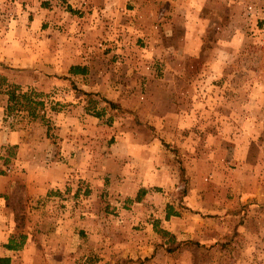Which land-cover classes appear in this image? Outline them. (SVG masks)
<instances>
[{
  "label": "rangeland",
  "instance_id": "1",
  "mask_svg": "<svg viewBox=\"0 0 264 264\" xmlns=\"http://www.w3.org/2000/svg\"><path fill=\"white\" fill-rule=\"evenodd\" d=\"M0 9L32 33L0 57V91L14 84L44 101L38 117L16 110L0 125L24 131L42 155L59 145L65 108L82 105L106 124L77 132L83 150L66 187L80 186L78 197L63 183L33 212L20 193L18 216L34 217L19 228L41 251L18 264H264V0H0ZM77 54L94 60L93 91L69 76ZM17 150L0 146V170L26 172ZM169 208L179 215L163 221Z\"/></svg>",
  "mask_w": 264,
  "mask_h": 264
},
{
  "label": "crops",
  "instance_id": "2",
  "mask_svg": "<svg viewBox=\"0 0 264 264\" xmlns=\"http://www.w3.org/2000/svg\"><path fill=\"white\" fill-rule=\"evenodd\" d=\"M28 14H32L35 18V13ZM91 18V23L93 24L95 15L92 14ZM79 19L81 20L79 21L81 24L78 26V29L81 31H78V33L83 35V38H85V30L88 25L83 21L86 19L85 15H81ZM16 22L19 26V22L14 20L13 15H10L9 18L3 22L0 9V57L2 58H5V56H8L9 58L13 57V49H15L14 46H17L18 43H20V40L18 41L16 36L18 33L25 35L32 34L27 29H25V27L18 29L16 27ZM4 23L6 24L5 27ZM89 28H94V26L92 25ZM38 30H41L42 32L38 34L44 35L46 32L44 24ZM65 32V29L63 31H59V35H61L59 46L61 48L58 51L62 55L65 48L64 46H66V44H64V39L69 34L68 32L65 34ZM83 38L79 48L80 53H85L87 52L85 50L92 48L83 43L85 42V39ZM77 55L80 57L78 58V56H73L74 59H71L72 62L70 63L68 71H70L72 66H79L83 69V71L79 73L71 72L72 74L70 73L69 76H71L73 79L76 78L79 80L77 83L79 88L89 90L87 92L93 91V83L89 84V87H87L88 85L85 83V81L91 79V75H95L93 74V70L95 68L94 60L88 56H84V54ZM11 62L17 64L15 63L16 61ZM9 64L13 65L11 63ZM98 76L99 75H97V77ZM80 81H82V84ZM109 95L115 96L114 91L112 90V93L109 92L107 96ZM0 96L2 99L0 102V119L4 121L5 117L8 116L7 105L9 103V94L7 91H4V89H1ZM82 113L84 114L81 115ZM57 114V124L60 128V139L57 141L59 145L55 149H46L43 151L42 155H39L35 150L33 151V148L29 144L30 141H28V137L24 136V131L12 129L7 130L5 127L0 125V146L18 147L15 161H17L18 164L22 163V166H24L26 170L24 173H7L2 169L0 170V259H6V261H2L0 264H18L21 259H30L31 252H34L35 257H37L41 251L39 240L36 242V237L29 231L25 230L26 228H22L24 230H20L19 228L31 225L32 222H30V220L34 217V214L31 213V217H26V219L18 216V209H20V205L16 203L19 202L20 193L21 196H24L26 209L33 210V212H35L37 209V207L34 205H38L35 203L43 201L48 195L52 194V188L54 190H58V188L62 190L63 187L61 186L63 183H65L64 186L66 190L74 194V197H78L81 194L82 188L80 186L71 187L69 183L70 181L66 187V182L75 176L73 171L76 169V164L78 163L81 156L80 152L83 150L79 145L80 142L77 132L80 130L81 125L88 126L89 128L96 127L99 130H102L106 124H104L103 120L100 121V116L89 114L82 105H75L65 108L63 111L58 112ZM84 121L90 122V125H87ZM101 125H103V127ZM112 140L113 137L107 141V146L109 143H112ZM38 159H48V161L51 162L48 164V166H46L42 164V162H38ZM92 189V193H95L96 190L94 188ZM88 192H90V190H88ZM41 198L44 199L42 200ZM172 216L166 219V216L164 215L163 221H170ZM22 221H24V224ZM11 241H14L18 244H21V242L24 241V243L19 248L6 247V244Z\"/></svg>",
  "mask_w": 264,
  "mask_h": 264
},
{
  "label": "trees",
  "instance_id": "3",
  "mask_svg": "<svg viewBox=\"0 0 264 264\" xmlns=\"http://www.w3.org/2000/svg\"><path fill=\"white\" fill-rule=\"evenodd\" d=\"M83 71V69L79 66L72 67V73H79ZM2 81L6 82V78L1 77ZM8 94H9V103L7 105V114L10 115L16 110H26L28 111L29 115H32L33 117H38V109L40 107L44 106L43 100H38L37 97L40 95L34 90L30 91H21L19 90V86L14 84H8ZM112 106L117 107V103L113 101H108ZM52 109H56V107H53ZM147 190L142 188L138 191L136 200L140 201L143 196L146 194ZM171 208V207H170ZM169 208L166 218H169L171 215H179V213L176 211H173ZM157 229V226L155 227ZM158 231L162 232L163 235L169 236L172 240H175V236L170 233L167 230L164 229H158ZM24 241L21 242V244L15 243L14 241L9 242L6 244V247L8 248H19L22 246ZM6 261V259H0V262Z\"/></svg>",
  "mask_w": 264,
  "mask_h": 264
}]
</instances>
